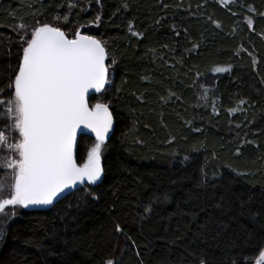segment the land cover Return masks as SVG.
Masks as SVG:
<instances>
[{
  "label": "trees",
  "instance_id": "obj_1",
  "mask_svg": "<svg viewBox=\"0 0 264 264\" xmlns=\"http://www.w3.org/2000/svg\"><path fill=\"white\" fill-rule=\"evenodd\" d=\"M44 24L104 47L107 84L90 106L106 104L114 130L98 186L0 218V264H253L264 249V0H0V101L21 38ZM94 143L79 137V163Z\"/></svg>",
  "mask_w": 264,
  "mask_h": 264
},
{
  "label": "snow or ice",
  "instance_id": "obj_2",
  "mask_svg": "<svg viewBox=\"0 0 264 264\" xmlns=\"http://www.w3.org/2000/svg\"><path fill=\"white\" fill-rule=\"evenodd\" d=\"M21 39L26 46L9 85L10 98L0 101L7 105L11 130L18 132L11 142L0 132V148L11 153L3 164L10 173L0 175V217L9 210L14 216L17 207L52 205L85 182L95 185L104 174L102 150L112 128L108 106L90 107L86 99L90 89L100 92L106 83V54L99 41L79 31L69 39L47 24ZM78 130L95 136L82 163L74 154ZM116 231L122 229L117 225ZM257 264H264V251Z\"/></svg>",
  "mask_w": 264,
  "mask_h": 264
},
{
  "label": "water",
  "instance_id": "obj_3",
  "mask_svg": "<svg viewBox=\"0 0 264 264\" xmlns=\"http://www.w3.org/2000/svg\"><path fill=\"white\" fill-rule=\"evenodd\" d=\"M80 32V31H79ZM81 33V32H80ZM76 35V34H75ZM81 35H84L81 33ZM75 38V37H74ZM97 40V39H96ZM98 41V40H97ZM106 54V52H105ZM106 58L107 56L105 55V66H106ZM107 68V67H106ZM106 84H107V78H106V83L104 85V88L106 87ZM104 88L100 91V92H96L94 89H90L89 90V93H88V96L86 97V99L88 100V103L90 105V100L94 97H97L98 95H100L103 91H104ZM91 107V106H90ZM108 111L112 114L111 110L108 108ZM113 130H114V117H113V114H112V128L109 130V133H108V136L106 138V141L107 142L112 133H113ZM81 136H85V137H88V138H91L93 140H95V136L94 134H92L91 132L87 131V130H78V133H77V143H78V139L79 137ZM77 143H76V148H75V157H76V150H77ZM102 179H103V175L101 177V180L100 181H97V183L95 185H87V183L85 182L83 185H77L76 186V189L77 190H66L65 193L61 194V196L52 204V205H49V206H29L31 208V211H48L50 210L55 204H57L59 201L63 200L64 198H66L67 196L71 195L72 193L80 190L81 188L83 187H86V186H91V187H95V186H98L101 182H102Z\"/></svg>",
  "mask_w": 264,
  "mask_h": 264
},
{
  "label": "rangeland",
  "instance_id": "obj_4",
  "mask_svg": "<svg viewBox=\"0 0 264 264\" xmlns=\"http://www.w3.org/2000/svg\"><path fill=\"white\" fill-rule=\"evenodd\" d=\"M6 107H7L6 104H2V103L0 104V132H6L7 137L9 139V142H11L13 140V138L18 137V132H13L11 130V120L7 119L6 115H5ZM10 156H11V153L7 150L6 146L4 148H0V175L5 174V172L10 173V170H7L3 167L5 160L10 158ZM23 209L24 208H22V207H17L15 209V214L21 212ZM9 212L11 213L10 210H9ZM0 218L2 219L4 217H0ZM263 251H264V249H263ZM258 259H259V257L253 262V264H257Z\"/></svg>",
  "mask_w": 264,
  "mask_h": 264
},
{
  "label": "flooded vegetation",
  "instance_id": "obj_5",
  "mask_svg": "<svg viewBox=\"0 0 264 264\" xmlns=\"http://www.w3.org/2000/svg\"><path fill=\"white\" fill-rule=\"evenodd\" d=\"M23 210L31 211V208H30V207H28V208H24Z\"/></svg>",
  "mask_w": 264,
  "mask_h": 264
}]
</instances>
